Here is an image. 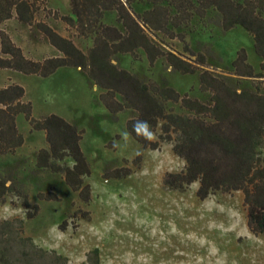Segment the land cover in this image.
<instances>
[{
  "label": "rangeland",
  "instance_id": "obj_1",
  "mask_svg": "<svg viewBox=\"0 0 264 264\" xmlns=\"http://www.w3.org/2000/svg\"><path fill=\"white\" fill-rule=\"evenodd\" d=\"M46 4L60 15L72 14L69 0H46ZM133 7L142 12L150 5L134 3ZM37 19L73 39L84 51L92 44L90 38L79 37L53 13L39 11ZM106 21L114 23L115 13L108 14ZM1 28L29 58L42 60L60 54L35 25L12 18ZM187 33L192 52L185 51L179 39L161 34L152 37L191 61L196 54H205L204 67L233 80L232 62L240 49H245L249 62L260 71L261 57L255 52L253 37L241 25L224 30L216 11L210 10L205 18L196 17ZM141 54L138 60L121 55L120 65L146 80L209 100L210 94L200 90V70L181 74L164 58L151 66ZM11 82L25 88V100L31 101L35 117L57 114L84 130L81 148L91 171L84 177V184L91 186V200L85 202L61 173L37 166V151L48 147L45 131L33 130L23 113L17 116L24 143L15 153L0 155V174L8 185L13 182L15 186V191L0 200V220L24 219L23 235L48 250L45 255L28 256L29 264H264V235H255L248 228L243 192L219 191L200 200L196 195L198 182L185 191L165 188V174L184 169L185 160L173 152L170 143L155 150L144 149L127 130L130 111L111 113L99 100L101 90L80 68L61 67L47 77L0 68V87ZM241 82L252 86L254 80ZM174 106L182 111L178 104ZM139 154L143 159L137 166L134 158ZM59 163L72 165L74 161L68 157ZM120 167H130L131 173L126 177L107 174ZM46 192H54L59 200L38 197ZM25 194L40 206L32 219L27 218L23 206ZM64 220L67 225L62 228ZM15 248L13 255L20 258ZM57 255L65 257V262H57Z\"/></svg>",
  "mask_w": 264,
  "mask_h": 264
},
{
  "label": "trees",
  "instance_id": "obj_2",
  "mask_svg": "<svg viewBox=\"0 0 264 264\" xmlns=\"http://www.w3.org/2000/svg\"><path fill=\"white\" fill-rule=\"evenodd\" d=\"M69 1L71 15L52 11L46 0H0V26L12 18L35 25L60 52L42 60L29 58L1 28L0 68L44 77L61 67L80 68L101 90L99 100L111 113L130 111L127 130L144 149L155 150L163 143H170L173 152L185 160L184 169L165 174V188L185 191L198 182L196 195L200 200L219 191H242L248 228L255 235H264V0ZM134 3H147L150 7L137 12ZM210 10L220 15L224 30L241 25L253 37L255 52L261 57L260 71L249 62L245 49H240L232 62L236 77L233 80L204 67L207 66L205 54L198 53L191 61L152 37L161 34L179 39L185 51L192 52L186 41L187 28L196 17L205 18ZM39 11L61 18L79 37L90 38L91 46L87 51L81 49L48 22L38 20ZM111 13H115L114 23L106 21ZM141 52L151 66L164 58L172 70L181 74L200 70V90L210 94L209 100L146 80L120 65L121 55L129 54L138 60L142 58ZM243 79L254 82L252 86H243ZM25 93V88L16 82L0 87V155L15 153L23 145L24 137L17 126V116L23 113L33 130H43L46 134L48 147L37 151V166L61 173L66 184L89 202L91 186L84 184V177L90 175V164L81 148L84 130L57 114L35 117ZM136 120L149 122L155 133L153 141L136 135L132 130ZM68 157L74 161L72 165L59 163ZM142 159V154L137 155L135 165L139 166ZM130 173V167H120L107 174L126 177ZM14 187L13 182L8 185L0 174V200L15 191ZM38 197L59 200L54 192L39 193ZM23 206L29 219L40 211L39 204L32 202L27 194L23 195ZM64 225L66 220L61 227L65 228ZM23 229L24 219L0 220V264H29L27 257L33 253L48 254L31 237L24 236ZM10 236L16 244H12ZM16 245L22 246L20 250ZM14 248L20 258L14 257ZM56 257L57 262L66 260L62 255Z\"/></svg>",
  "mask_w": 264,
  "mask_h": 264
},
{
  "label": "clouds",
  "instance_id": "obj_3",
  "mask_svg": "<svg viewBox=\"0 0 264 264\" xmlns=\"http://www.w3.org/2000/svg\"><path fill=\"white\" fill-rule=\"evenodd\" d=\"M132 130L145 141L151 142L155 139V133L147 120H136L132 125ZM122 136L125 140L128 139L127 132L122 133Z\"/></svg>",
  "mask_w": 264,
  "mask_h": 264
}]
</instances>
